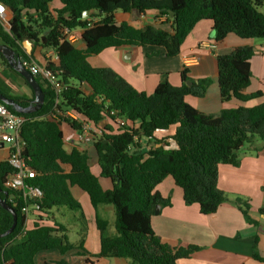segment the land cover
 <instances>
[{
    "label": "trees",
    "instance_id": "1",
    "mask_svg": "<svg viewBox=\"0 0 264 264\" xmlns=\"http://www.w3.org/2000/svg\"><path fill=\"white\" fill-rule=\"evenodd\" d=\"M55 1L0 0L12 14L9 30L0 20V44L11 48L20 58H33L39 63L44 54L37 59L28 55L22 45L24 40L44 50H54L59 63H50L49 67L59 73L63 84L57 95L36 77L45 99L42 107L32 113H19L0 101L11 113L26 120L20 133L25 142L23 157L37 173L34 184L44 193L40 214L33 218V228L27 229L20 203L14 207L10 202L12 192L5 188L13 168L8 160L0 161L1 197L18 213L13 233L0 238V264H38L36 258L40 253L56 251L64 256L83 248V240L79 245L71 242L68 227L56 216L57 210L66 208L80 213L84 219L82 206L71 190L75 187L87 194L95 210V224L101 233V251L94 256L97 259H125L128 264H178L200 250L194 245L173 248L153 230L151 219L156 207L171 205L170 198L156 191L169 177L183 190L184 202L198 204L202 214L213 215L230 203L239 208L248 223L255 224L247 200H230L219 188V166L239 167L243 150L257 153L262 149L258 143L264 142V103L225 108L218 115L206 114L189 104L186 97H204L210 78H191L185 68L180 86L171 84L165 74L149 95L111 68L93 67L89 58L124 46L162 48L165 57H176L201 21L213 23L217 43L224 42L230 34L264 40V0H59L61 7L52 8ZM117 11L131 14L133 23H118ZM149 12L167 16L170 28L139 27L137 24ZM65 28L84 29L81 39L85 49L66 39L62 31ZM254 56L253 47L240 46L217 57L224 103L235 100L246 104L263 97L261 91L246 93L251 85ZM0 65L23 79L32 96L1 90L0 93L23 107L33 106V89L1 53ZM67 111L76 119L60 120L59 115ZM120 119L129 126L121 127ZM105 121L108 123L103 135L93 143L100 168L97 177L87 151L66 148L62 127L65 124L79 132L84 123L99 128ZM171 130V134H164ZM136 138L142 143H137ZM63 166H70L71 171L65 172ZM100 178L109 179L112 189L105 190ZM100 206L114 208V235L109 233V221L98 212ZM46 221L53 224L47 225ZM13 222V216L0 206V235ZM253 257L263 260L258 238ZM55 264L68 262L59 260Z\"/></svg>",
    "mask_w": 264,
    "mask_h": 264
},
{
    "label": "crops",
    "instance_id": "2",
    "mask_svg": "<svg viewBox=\"0 0 264 264\" xmlns=\"http://www.w3.org/2000/svg\"><path fill=\"white\" fill-rule=\"evenodd\" d=\"M8 16L10 19L12 18L10 11ZM116 20L118 23H133L132 15L121 11L116 12ZM137 25L142 28L153 25L169 29L171 23L167 16L149 12L142 17ZM75 45L79 49H85L82 39ZM240 46H251L255 51V56L251 60V85L246 93L253 94L261 91L263 97L246 104L235 100L224 103L218 81L217 57L229 54ZM42 51V48L39 49L38 54L35 55L36 59L39 58ZM25 52L31 55L30 51L25 50ZM163 52L162 48L157 47L124 46L118 49H107L100 55L91 56L89 62L93 67L113 69L137 90L151 95L165 74H168L171 84L180 86L181 72L186 68L183 58L196 57L199 60L198 63L186 68L189 70V76L194 79H211L204 97H186V101L199 111L218 115L225 108H236L239 105L254 107L264 103V40L242 39L235 34H230L224 42L217 43L213 23L201 21L182 45L181 53L178 56L165 57ZM8 94L18 95L13 90ZM107 123L105 121L101 125ZM65 127L73 131L63 124L62 128ZM69 144L66 142L65 135L66 148ZM258 145L262 149L257 153L249 150L242 152V161L239 167L224 164L219 166V188L228 195L230 200L236 198L247 200L251 206L250 217L255 221V224L248 223L239 208L230 203L222 205L213 215L202 214L198 204L187 205L184 202L183 190L175 184L171 177L157 186L156 191L164 198H170L171 205L161 207L159 214L152 216L151 224L154 232L163 243L173 248L191 245L200 248L191 258L181 259L178 264H264V142L258 143ZM76 148L88 152L92 172L99 177L100 168L94 145L78 144ZM93 149L96 160L91 152ZM9 154V146L0 145V161L8 160ZM63 168L67 173L71 171L70 166H63ZM103 188L105 187L103 186ZM106 189L109 190V188ZM78 197L83 198V194H78ZM89 204L95 228L92 229L93 231L91 230L93 233L91 237L90 232L88 233L86 244L85 241L83 242V248L75 249L64 256L56 251L40 253L36 258L38 264H55L59 260H66L68 264H128L125 259H97L94 257L101 251V233L96 227L95 210L90 200ZM61 209L57 210V217L58 214L60 215ZM98 212L101 217L109 221L110 227L115 228V211L112 206H100ZM109 233L114 235L115 229H109ZM256 238H258V250L262 261L253 257Z\"/></svg>",
    "mask_w": 264,
    "mask_h": 264
},
{
    "label": "built area",
    "instance_id": "3",
    "mask_svg": "<svg viewBox=\"0 0 264 264\" xmlns=\"http://www.w3.org/2000/svg\"><path fill=\"white\" fill-rule=\"evenodd\" d=\"M9 10L0 4V20L6 30H9V21L11 20L8 16ZM63 34L68 41L76 44L81 39V35L84 29L79 28L76 30L63 29ZM42 63L37 60L30 58L24 59L23 66L35 77H39L43 83L59 95L63 90V84L58 76L59 73L53 71L50 67V63H59V58L54 50H48L44 54ZM196 57H185L183 58V64L186 68L194 66L198 63ZM55 117V116H54ZM72 117L75 115L67 111L59 115L60 120L64 118ZM56 119L58 117H55ZM25 118L11 113L3 104L0 103V145H8L10 154L8 161L13 168L12 173L7 177L5 181V188L12 192L10 202L15 206L20 203L21 213L26 218V227L30 219L40 214V203L43 199L44 193L42 189L34 184V180L37 178V173L27 162L26 158L23 157L25 148V142L21 137V130L25 123ZM118 124L121 127L129 126L126 120L120 119ZM105 125H100L99 128L93 127L91 124L84 123L82 130L76 132L77 142L71 141V145L76 147L78 144L91 145L96 139L103 135ZM137 143H142V140L136 138Z\"/></svg>",
    "mask_w": 264,
    "mask_h": 264
},
{
    "label": "rangeland",
    "instance_id": "4",
    "mask_svg": "<svg viewBox=\"0 0 264 264\" xmlns=\"http://www.w3.org/2000/svg\"><path fill=\"white\" fill-rule=\"evenodd\" d=\"M51 6H52V8H59V7H61V3L59 0H56ZM22 45H23L24 50L30 51L31 54H33L34 56L36 54H38L39 49H41V47L35 45V43H33L30 40H24ZM47 52H48V50L43 49L42 54H46ZM0 90L3 91L4 93H8L9 91L13 90L14 92H16L18 94V96H25V97H31L32 96V91L28 86H26L24 80L21 79L19 76H17L12 71L2 68L1 65H0ZM64 130H65V135H66V142L70 143L71 140H74L75 142H77L76 132L70 131L66 127L63 129V131ZM171 131H167L164 134H169V132H171ZM68 134H70V135H68ZM68 136H69V138H68ZM67 148L68 149L73 148L71 143L67 146ZM244 151H246V150H243L242 152H244ZM91 152L94 155V159L96 160L95 150L93 149ZM242 152H241V154H242ZM101 182L105 188H109V189L112 188V183L109 179L102 178ZM71 190H72V193L75 196V198L79 201V203L82 206L84 219H82V216L80 213L70 211L66 208L61 209V211H60L61 213H60V215L58 214L57 219L60 222H63L68 227L69 238H70L72 243L78 245L83 240V241H85V244H86V238L89 235L88 233L90 232V237H91L93 235L92 229L95 228L94 227L95 225H94L93 213L90 210L91 207H89L90 204H89V199H88L87 194H85L84 192H82L81 190H79L76 187L72 188ZM78 194H83V198L78 197ZM45 223L47 225L53 224L52 221H46ZM33 224H34V220L30 219L28 222V225H27V229H32ZM92 224H93V227H92ZM110 229H115V228L110 227ZM88 249H90V248L88 247Z\"/></svg>",
    "mask_w": 264,
    "mask_h": 264
},
{
    "label": "water",
    "instance_id": "5",
    "mask_svg": "<svg viewBox=\"0 0 264 264\" xmlns=\"http://www.w3.org/2000/svg\"><path fill=\"white\" fill-rule=\"evenodd\" d=\"M88 15V13H86ZM27 42V41H26ZM0 53L5 56V58L9 61L11 66L27 81V83L30 85V87L33 89L34 94H35V100L33 103V106L30 107H23L21 106L18 102H16L14 99L9 98L2 93H0V101L4 103L6 106L13 107L17 112L19 113H32L37 110H39L45 99V94L43 91V88L41 84L37 81L36 77L32 75L24 66H23V58L18 57L15 52L5 46L0 44ZM188 85H191V82H188ZM3 192V189L0 184V206L8 211L12 216H13V225L12 227L4 234L0 235V238L6 237L13 233L15 228L17 227L18 224V213L15 210V208L1 197V193ZM5 195H8V192H4ZM159 206L156 207L155 215H158L160 212Z\"/></svg>",
    "mask_w": 264,
    "mask_h": 264
}]
</instances>
